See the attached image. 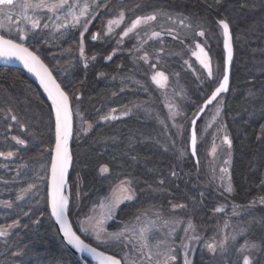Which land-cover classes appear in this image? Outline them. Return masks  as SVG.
<instances>
[{
    "label": "trees",
    "instance_id": "16d2710c",
    "mask_svg": "<svg viewBox=\"0 0 264 264\" xmlns=\"http://www.w3.org/2000/svg\"><path fill=\"white\" fill-rule=\"evenodd\" d=\"M137 4L140 7L130 15L131 19L153 10H163V13L194 18L209 27L210 24L215 27L220 19L229 21L234 50L230 86L217 100L222 102L220 112L224 132L232 141V201L243 206L263 196L264 70L259 72L258 64L264 61V7L260 6V0H220L219 4L215 0H138ZM97 26L98 21L94 20L85 33V52L96 56L87 68L78 61L79 31L55 43L36 38L23 42L30 50H38L57 82L70 94L72 108L79 107L87 122L93 125L85 136L77 135L78 121L74 115L72 164L67 178L70 193L68 219L73 230L80 235L78 222L87 217L91 207L117 182L131 179L135 199L118 208L114 220L106 226L108 231L122 229L125 224L144 215L146 210L147 215L159 211L165 217L184 222L190 220L204 240H211L216 233L219 213L215 208L214 195L200 186L201 173L204 172L201 147L197 145V174V163L190 157L188 143L186 146L184 138L177 140L169 130L162 104L164 87H152L146 78L139 76L135 79L139 78L138 84L126 83L123 87V79L132 70L131 48L129 44L118 48L117 45L113 47L112 44L91 41L89 33ZM210 30L213 38L208 40L206 50L213 64L218 66L215 68L217 71L221 68L219 64H223V52L213 29ZM166 41L169 40L160 42L169 43ZM155 44H149V52H153L150 48ZM117 48H121L119 54L112 55V59L108 60L107 57L112 51L117 52ZM164 70L168 76L174 72L178 80L182 79L185 97L180 105L185 120L190 117L186 126L189 127L192 117L216 85L210 79L198 83L178 66L175 71L168 67ZM124 105L132 107L130 115L112 121L98 120L110 109ZM12 114L25 123L23 130L6 119ZM203 115L196 128L202 123ZM13 135L26 138L27 147L16 145L11 139ZM53 143L54 114L46 95L21 70L0 65V151L11 150L17 154L14 162L0 161V199L13 202L11 209L0 211V226L6 227L14 219L21 223V227L6 238L9 243L0 238V264H21V261L23 264H77L60 243L48 215L47 178L36 179L37 173L41 172L40 162L50 161L49 149ZM4 165H13L10 169L13 171L2 169ZM104 166L109 171L100 175L99 170ZM173 171L177 173L176 177L172 176ZM160 179L165 180L162 186L159 185ZM34 180L39 192L33 189L30 196L17 202L15 197L21 187H27ZM180 203L186 207L173 210L172 205ZM24 211L28 215H24ZM176 236L177 242L180 229ZM25 245L27 248H24ZM17 246L27 254L23 257L12 255ZM105 252L116 255L113 251ZM207 255L198 250L192 264H232L229 253V258L224 260Z\"/></svg>",
    "mask_w": 264,
    "mask_h": 264
},
{
    "label": "snow or ice",
    "instance_id": "6c2138e0",
    "mask_svg": "<svg viewBox=\"0 0 264 264\" xmlns=\"http://www.w3.org/2000/svg\"><path fill=\"white\" fill-rule=\"evenodd\" d=\"M111 0H0V59H17L23 63L24 67L32 73L39 80L41 87L47 94L48 99L51 101V111L54 114V133L55 141L54 146L49 149L50 161H41V172L37 173L36 179L43 180L47 178V174L50 172V181L48 183V203L51 208V216L55 219V222L60 226L59 230L63 233L64 240L67 241L68 245H71L79 253L90 254L98 264H176L178 259V251H183L184 264H191L189 259L190 252L193 243H204V247L212 254L213 257L219 255L221 258L227 255L228 242L231 240L234 244L237 241V237L244 236L245 240L243 244L237 245L235 251L238 256V260L242 261V264H254V261L250 259V254L254 252L257 248L264 247V242L257 244L247 237V230L243 227L238 230H234L231 237L225 236L223 239L217 241L215 237L211 238V242L204 240L193 226L192 222L189 220L187 227L183 228V237H179L180 243L176 244V233L180 229V225L184 223L181 219H172L163 216L159 211L154 212L153 215L155 219L144 220L141 217H136L135 223L125 224L124 227L117 231L108 233L104 228V222L106 219H110L113 215L115 209L126 201H132L135 196V190L133 187V182L131 179L120 180L112 189V194L105 197L103 201L100 202L101 212L99 215H95L96 210L93 209V216H89L87 221L92 223L89 227H84V223L81 224V231L88 233L89 231L95 237V239L100 243L114 242L116 244L122 245L127 248L128 251L121 258H117L116 255H106L102 251H97L96 247H91L88 243H85L83 239L72 229V225L68 221V210L70 203V193L66 194L67 180L66 176L68 169L72 164V156L69 150V141L73 135V116L75 115L81 122V131L87 132L92 129L93 125L88 123L85 117L81 114L79 107L76 109L72 108V103L70 99V94L65 91L61 84L57 83L56 79L53 77L52 71L44 63L38 54V50H30L23 43L30 36L44 39L48 42V38L61 39L68 33L71 29H77L79 31V53L81 59L85 60L84 67H88L87 60L85 58L84 50V40L85 33L89 31V25L101 15L102 9H108V5ZM216 4L220 3V0H215ZM260 6L264 7V0H260ZM140 7V5H137ZM165 19L171 22L172 25H176L179 28L192 29L193 24L190 22V18L186 16L173 17L170 13H163V10H159ZM125 11L120 10L114 18L107 20V31L104 35H110L115 28H120L125 22ZM160 17H158V10H153L149 14L137 15L129 23L125 24L121 29V32L117 35L119 40L117 43L120 44L125 37H129L130 34L138 37L140 35L139 30H144L145 35H147L148 30L151 28V35L148 39L159 38L161 36L160 31H156L153 25L158 22ZM43 21V23H42ZM220 29L223 33V48L226 53V59L222 67V78L218 82V86L215 90L211 92V95L206 98L204 105L200 108L203 112L208 105H211L213 101L217 100V97L221 93L228 90L229 84V66L233 59V44H232V34L230 30V23L225 19H220L217 21ZM195 29L192 33L193 37H205L206 32L208 33L207 39L202 43L195 42V47L192 49V55L196 57L201 66L207 71L208 77H213V68L211 63V58L209 52L206 51L208 47V40L213 38V33L210 29H205V27L199 23L195 25ZM44 30H48L47 33ZM168 34L176 33L172 35V39H179V33L177 28L168 27L166 29ZM5 33L7 35H5ZM15 34V35H13ZM59 34V35H57ZM100 33H93L92 40L95 41L99 38ZM139 46L136 51H141L144 43L147 40L138 42ZM183 43V40H181ZM162 51V49H161ZM115 55V51L113 54ZM112 55L107 57L108 60L112 59ZM94 60L95 57H92ZM147 63L149 61V53L144 52L142 56L139 57ZM159 59H157V63ZM188 64V61H184ZM153 69L156 68V64H152ZM152 82L160 87H163V82H167V76L163 71H157L151 77ZM138 83V82H137ZM77 100L80 97H76ZM135 107L139 108L140 105ZM166 107H170L166 104ZM11 111V110H9ZM116 109H112L111 112L101 116V120H115L119 119V116L113 115ZM220 108L217 107L216 114L219 115ZM130 110L123 113L122 115H129ZM179 113L177 111H172L170 107L169 118L174 119ZM15 122V125L23 130L25 123L21 121L17 115L12 114L10 117H6ZM164 124V121H160ZM87 123V129L83 125ZM196 120L192 121L195 125ZM175 126V125H173ZM210 126V125H209ZM15 141L16 145L27 147V139L21 138L19 135H13L11 137ZM223 144L227 145L229 150L232 148V141L227 134L223 136ZM167 150V149H165ZM217 148L214 145L211 149V154L216 155ZM16 155L15 152L0 151V157L5 160H9ZM191 155L193 157L197 156V133L195 128L192 130L191 134ZM180 156L183 157L184 153L181 152ZM197 174L199 160H197ZM223 164L225 167L219 168V173L222 175L217 176L215 167L211 168L210 176L207 183H214L217 180L220 181V186L224 187L227 192L232 191L231 183L229 182L227 186L224 185L225 177L228 176V167L230 164V158L224 159ZM6 167V165H4ZM27 167V165H24ZM109 169L107 166L101 167V174L108 173ZM173 177H176L177 173L173 171ZM19 175V172H17ZM230 181V176H228ZM7 183V181H5ZM165 180L160 179L159 185H164ZM35 189L39 192V186L35 182L29 183L27 187H21L19 193H17L15 199L16 201H23ZM203 192L200 193L203 196ZM264 202V197L261 198ZM0 205L5 208L11 209L13 207V202L10 200L0 201ZM19 207V205H17ZM186 205L184 203L173 204V210L179 208L183 209ZM236 206H233V215H236ZM217 212H222L223 208H216ZM24 215H28L27 211H24ZM147 210L144 213L146 216ZM39 223V221H34ZM264 223V220L261 221ZM21 227V223L18 219H14L11 224L5 226H0V238H5V243L7 237L11 236L12 229ZM27 227V225H23ZM229 225L226 222L224 228H228ZM103 234V235H102ZM27 248V245L24 246ZM27 253L23 248H19L12 252L14 256H24ZM23 264V261H21Z\"/></svg>",
    "mask_w": 264,
    "mask_h": 264
},
{
    "label": "rangeland",
    "instance_id": "374dc122",
    "mask_svg": "<svg viewBox=\"0 0 264 264\" xmlns=\"http://www.w3.org/2000/svg\"><path fill=\"white\" fill-rule=\"evenodd\" d=\"M137 3H138V0H117V1L115 0L114 2H110L108 5V9H102L101 15L95 19V21H98L97 29L91 31L92 33H89V38L91 39V41H93L92 40V34L93 33H100L99 38L93 42H99V43H103V44L106 43V44H110V45L112 44L113 47L117 45L118 48L119 47L122 48L126 44H129V46L131 48V52H132V60H131L132 70H131L130 75L125 76V78L123 79V82L121 83L123 85V87H125V85H127L126 83H129L132 85L138 84L139 78L137 80H135L136 76L146 78V80L149 82L150 86H152V87H160L157 84L152 82L151 77L155 74V72H157V71H163L164 72L165 71L164 67L171 68V69H173V71H175L177 66L181 67L183 70H185L198 83H200L202 81L204 82L206 79H210L211 82H213V83H215V85H217L219 82V79L221 78V76L223 74L222 73V67H223L222 62L219 64V65H221V68H219V70L215 71V68L217 65H216V63L214 65L213 60L211 59L214 78L213 77L209 78L207 71L201 66V64L196 59V57L192 55V49H194V47H195V42H200L203 44L204 38L207 37V32H206L205 37H198V36L193 37L192 33L194 30H196L195 25L197 23L201 24V22L197 21L194 18L190 19V22L193 24L192 29L179 28L176 25H172L170 21H168L167 19L164 18V16L161 14V12H158V17H160V18H159L158 22L153 25V28H154V30L161 32V36L159 38L148 39V36L151 35L152 29L150 28L148 30L147 35H145L144 30L141 29V30H139L140 35L138 37L134 36L133 34H130L129 37L124 38L122 43H120V44L117 43V40H119V36L117 34L121 32V29L124 27L125 24L129 23L132 19L135 18L134 17L131 19L130 15H132L135 12V10L138 9ZM120 10L125 11V17L126 18H125L124 24H122L120 28H115L114 31L110 35L105 36L104 32L107 31V20L110 18H114ZM172 16L178 17L177 15H172ZM42 23H43V21H42ZM201 25H203L205 27V29H213V32L216 36L217 44L220 43L221 48H222V36H221V31H220V28L218 27V25H215V27L211 26L212 24H210V27H209L208 25H206V23H203ZM91 27L92 26H90V28ZM168 27L177 28V32L179 33V39H176V40L172 39V35H175L176 33L168 34L166 31V29ZM47 31L48 30H44L45 33H47ZM77 31H78L77 29H71L68 33L65 34V36L63 38L67 37L68 35H72L73 33L77 32ZM77 34L79 36L78 32H77ZM5 35H7V34L5 33ZM13 35H15V34H13ZM57 35H59V34H57ZM31 38H33V40L39 39L40 41L45 42V40L40 38L39 36H36V37L30 36L29 39H31ZM34 38H36V39H34ZM144 40H147V43H144L142 48H141V51L137 52L136 48L139 46L138 42H141ZM163 40H169V41H166L169 43H167V44L161 43L160 41H163ZM181 40H183V43H181ZM216 40L213 42V44L216 42ZM56 41H57L56 39H52L51 37H49L47 43H55ZM152 42H154L156 44L153 48H150V49H153V52H149L147 47ZM84 47H85V45H84ZM120 49H118L117 52L114 50L115 55L119 54ZM161 49H162V51H161ZM206 49H208V48H206ZM145 51H147L149 53V61L147 63H145L144 60L139 59V57L142 56ZM112 54H113V51L111 52L110 55H112ZM77 56H78L79 63L84 67L85 60L81 59V57H80L79 46H78V55ZM92 57H95V59H96L95 55H87L85 52V58L87 60L88 66L91 65L95 61V59L93 60ZM157 59H159L158 63H157ZM185 60L188 61V64L184 63ZM152 64H156L155 69H153L151 67ZM258 66H259V72L263 71L264 70V61H260ZM165 75L167 76L168 79H167L166 83L162 81V83L164 85L163 86L164 89H163V98H162L163 103L162 104H163V108L165 109V112H166V119H167V122L169 125L168 127H169V130H171V133L172 132L174 133L175 138L177 140L184 138L186 141V146H187L188 138H189V127H186V126H187V123H188V120L190 117L187 120H185V118L183 117L184 113L182 112V109H181L182 107L180 105L182 98L185 97V94L183 91L185 89L183 88L184 86L182 84L183 82H182V79L178 80V75H176L174 72L171 73L172 76H168L166 73H165ZM53 76H54V74H53ZM54 78H55V76H54ZM123 89H125V88H123ZM173 97H175V100ZM166 104L171 107L172 111H177L179 113L174 119L169 118L170 107H166ZM221 106H222V102L220 99L215 101L207 109V111L203 115V117L201 119L202 123L200 124V126L195 129L196 133H197V145H199L202 149V155H201L202 158L201 159H202V163H203L202 167L204 168V170H203L204 172L201 173L200 186L205 190H210L211 194L214 195V197L216 198V207L215 208H218V207L223 208L222 212H218L219 215H218V218L216 219L217 228H216V233L214 236L215 239L217 241H219V240L223 239L225 236L231 237L234 230H238L239 228L243 227L247 230V232H246L247 237L250 238L252 241H255L259 245V244H261V242H264V223H261V221L264 220V202L261 201V198L264 197V195L259 197L258 199H255L254 201H252L246 205L240 206V205L235 204L232 201V191L231 192L225 191L224 187L220 186L219 180H217L214 183H207L209 176H210L211 168L215 167L217 176L222 175L221 173H219V168L225 167V165L223 164V160L229 159V158H230V164L227 165V167H228V176H230L231 150H230V156H229V150L227 148V145H224L222 142L223 136L226 133L224 132L223 122H222V118H221V112H219V115L216 114L217 107H219L220 111H221ZM112 109H116V112L113 113V115L119 116L120 118L126 117L125 115H122L123 113H125L129 110H130V114L132 112V107L126 106V105L118 107V108H112ZM112 109H110L108 111V113L111 112ZM73 120H74V130H75V118H74V116H73ZM98 120L100 122H104L103 120H101V117H99ZM77 121H78L77 135H80L83 137L88 133V131L87 132L81 131L80 130L81 129V122L78 118H77ZM108 121H112V120H108ZM173 125H175V126H173ZM83 127L85 129H87V123H85L83 125ZM73 137H74V131H73ZM72 142H73V138H72ZM214 145L217 148V152H216L215 156H213L211 154V149ZM16 159H17V154L9 160H5L2 157H0V161H2V162H14V161H16ZM12 168H13V165H6V167H4V166L2 167V169L7 170V172L13 171V170H10ZM99 173H100V175H104V174H101L100 170H99ZM228 176L225 177V180L223 182L225 186H227V184L230 182L228 179ZM119 182H117L105 196L101 197L97 201V203L91 207L89 214L87 215L86 218H83L78 222V233L87 241L94 243L97 246L96 248H98L99 250H101L103 252H105L106 250H109L111 252L113 251L116 253L117 256H119L121 258L128 251L127 248H124L122 245L116 244L114 242L100 243L95 239V237L91 234L90 231L88 233H85V232L80 230L82 222H86L87 218L89 216L94 215L93 209L96 210L95 215H97V216L99 215V213L101 212L100 202L103 201L105 199V197L110 196L112 194V189L117 184H119ZM263 185H264V175H263ZM31 193H29L28 196H30ZM68 193H69V189H68V185H67L66 194H68ZM0 201H3V200L0 199ZM17 202H20V201H17ZM129 202H131V201H126L124 203H121L113 212L112 217L110 219L105 220L104 228H105L106 232L112 233V232L119 231V230L108 231L106 226L112 220H114L118 208L122 204L129 203ZM234 205L236 206V209H235V211L237 213L236 215H233V206ZM46 208H47V205H46ZM7 210H9V208H5L2 205H0V211H7ZM47 212H48V210H47ZM139 217H141L144 220L155 219L154 215H146V216L141 215ZM135 222H136V219L134 221H132V223H135ZM226 222L229 225L228 228H224V225ZM91 223H92L91 221H87L86 223H84V227H89V225ZM187 223L188 222H184L182 225H180V237L184 236V232L182 231V229L187 227ZM17 229L18 228H14L11 231L13 232ZM82 237H81V239H83ZM259 238L262 240H258ZM244 240H245L244 236L237 237V241L235 244L231 240H229V242H228V249H229L228 253L230 255V260H231L232 264H242V261L238 260V256H237V253L235 251V248L237 247V245L243 244ZM208 241L211 242V240H208ZM179 243H180V240L178 238V241L176 242L177 246L179 245ZM198 250L200 252L207 253L208 254L207 256H212V254L209 253L208 250L204 247L203 242L193 243L192 249L190 252V256H189L191 264H192L193 259H194ZM177 255H178V259L176 261V264H184L183 251H178ZM17 257H23V256H17ZM216 257L220 258L221 260H224L225 257H226L225 259L229 258V256H227V255L224 256L223 258H221L219 255H217ZM250 259H252L254 261V264H264V247L257 248L256 250H254V252L252 254H250ZM76 263L79 264L77 261H76Z\"/></svg>",
    "mask_w": 264,
    "mask_h": 264
},
{
    "label": "water",
    "instance_id": "95a60500",
    "mask_svg": "<svg viewBox=\"0 0 264 264\" xmlns=\"http://www.w3.org/2000/svg\"><path fill=\"white\" fill-rule=\"evenodd\" d=\"M219 26V25H218ZM220 28V27H219ZM221 30V36H222V51H223V64H224V61L226 59V53L224 51V48H223V33H222V29ZM233 58H234V50H233ZM4 60V64H0L1 66H10V67H14L18 70H21L22 72H24L25 74H27L40 88L41 90L43 91V93L46 95L47 97V94L44 92V89L41 87L40 85V82L39 80L36 78V76H34L32 73H30L23 65V63H21L19 60L17 59H2ZM232 63H233V59H232V62L229 66V84H228V89H229V86H230V77H231V67H232ZM54 77V76H53ZM222 78V77H221ZM220 78V79H221ZM220 81V80H219ZM58 83V82H57ZM218 86V84H217ZM215 88L212 90L214 91ZM228 91V90H227ZM226 91V92H227ZM226 92H223L221 93L220 95L222 94H225ZM211 95V93L208 95V97ZM219 97V96H218ZM217 97V98H218ZM48 99V97H47ZM49 100V99H48ZM206 100V99H205ZM205 100L202 102V104L200 105V108L204 105V102ZM49 102L51 103V101L49 100ZM214 102V101H213ZM210 105L207 106V108L209 107ZM200 108L197 110V112L195 113V115L193 116V118L191 119L190 121V126H189V139H188V151H189V154H190V157L193 159L194 163L197 162V157H193L191 155V134H192V130L193 128L196 127V124H197V121L200 119V117L203 115V113L206 111L207 108L204 109L203 112L200 111ZM196 120V123L195 125L192 124V121L193 120ZM73 131H74V120H73ZM72 138H73V135H72ZM72 138L71 140L69 141V150H70V153H71V144H72ZM54 141H55V133H54ZM53 146H54V143H53ZM71 167V165H70ZM70 167L68 169V173H67V176H66V180L68 178V174H69V171H70ZM50 181V172L47 174V180H46V205H47V210H48V214H49V217H50V220L51 222L53 223L54 225V228L56 230V233H57V236L62 244V246L66 249L67 252H69V254L79 263V264H98V261L95 260L90 254H87V253H79L77 252L71 245H68L67 244V241L64 240L63 238V233L60 232L59 230V225L55 222V219L51 216V208L49 206V203H48V183ZM69 221V219H68ZM70 223V221H69ZM73 229V228H72ZM74 231V230H73ZM86 243V242H85ZM90 245V244H89ZM91 247H93L92 245H90ZM97 251H101L97 248ZM103 252V251H102ZM106 255H111L109 253H106L104 252ZM118 258V257H117Z\"/></svg>",
    "mask_w": 264,
    "mask_h": 264
},
{
    "label": "bare ground",
    "instance_id": "6f19581e",
    "mask_svg": "<svg viewBox=\"0 0 264 264\" xmlns=\"http://www.w3.org/2000/svg\"><path fill=\"white\" fill-rule=\"evenodd\" d=\"M217 25H218V23H217ZM219 27V26H218ZM221 31V30H220ZM5 62H4V60H2V59H0V64H4Z\"/></svg>",
    "mask_w": 264,
    "mask_h": 264
},
{
    "label": "flooded vegetation",
    "instance_id": "af4514ba",
    "mask_svg": "<svg viewBox=\"0 0 264 264\" xmlns=\"http://www.w3.org/2000/svg\"><path fill=\"white\" fill-rule=\"evenodd\" d=\"M212 63V62H211ZM185 71V70H184Z\"/></svg>",
    "mask_w": 264,
    "mask_h": 264
}]
</instances>
